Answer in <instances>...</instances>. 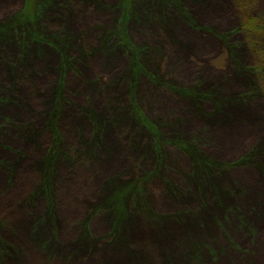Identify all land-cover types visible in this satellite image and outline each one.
Instances as JSON below:
<instances>
[{"label": "rangeland", "instance_id": "obj_1", "mask_svg": "<svg viewBox=\"0 0 264 264\" xmlns=\"http://www.w3.org/2000/svg\"><path fill=\"white\" fill-rule=\"evenodd\" d=\"M38 1L30 15V0H0L10 38L0 43V264H264V0H177L179 12L126 0L139 75L111 33L122 27L120 0ZM21 11L67 39L65 53L23 43ZM65 54L74 61L62 79ZM61 84L56 134L45 120ZM145 127L226 169L195 186L192 157L156 150ZM58 145L50 185L38 191ZM120 189L114 228L100 205ZM170 214L180 221H156Z\"/></svg>", "mask_w": 264, "mask_h": 264}, {"label": "trees", "instance_id": "obj_2", "mask_svg": "<svg viewBox=\"0 0 264 264\" xmlns=\"http://www.w3.org/2000/svg\"><path fill=\"white\" fill-rule=\"evenodd\" d=\"M56 1L57 0H55V2ZM154 1L159 5L160 4L161 5H163V4L167 5L168 7L172 8L174 10V12H179L177 10V8H179L178 2L180 3V1H177V0H154ZM37 2H38L37 5H35V7L32 8V3L30 0L29 7H28V8H30V15L31 14L33 15L36 12H39L44 7V5L39 3L38 0H37ZM128 6H129V4L127 3L126 0H120L119 5H118V9L120 10V12L123 16L121 19L122 27H121L120 31H118L117 29H114V30H112L111 33L114 36V38L120 43L121 48H123L122 49L123 52L126 55L128 54V56L130 57V64H131V66L133 65L132 72H135V74L139 75L141 73L144 74V70L141 68V65H139L138 62H136V52L134 49H132L127 44L126 39H125V32L123 30V21L122 20L125 19V16L128 13V11H127ZM38 9H39V11H38ZM27 14H28L27 11L26 12L21 11L14 17L15 18L14 21L16 22L15 23L16 26H14V27L19 31L21 41L24 43V40H25V41H27L26 43H28L29 45L30 44L36 45L37 43L44 45V44H48L47 42H49V44L50 43H52V44L56 43V44H58L60 50L64 51V53H65V51L67 50L66 45L68 43V40L64 39V38H60L59 42H56L54 37L53 38L48 37L44 32L40 31L38 28H35V26H33V23L30 20L31 16H28ZM26 17H29V20H26L25 19ZM24 19L26 20L25 22L23 21ZM247 25H249V22H247V23L243 22L242 27L243 26L246 27ZM238 30L239 29H236L235 32L236 31L238 32ZM8 39H10L9 36L6 35L5 33H3L0 29V43H6L7 41H9ZM59 48L56 49V51L60 52ZM24 59H26L25 55L16 59V64L18 65L20 63V61H22V63H24L25 62V61H23ZM61 59H62L61 70H62V79H63L65 71L67 72L70 69V67L73 63L72 61H74V60L72 58H70L69 56H67V54L63 55ZM235 68L239 72H243V73L246 72V70L242 66H240V64L235 63ZM151 83L154 85H160V83L157 82L156 80H151ZM61 86H62V84L59 85V87L55 91L54 97L56 98V106H55L54 110L52 112H50L49 116L46 117V120H45L46 121L45 122V128H47L48 130L52 128V132L54 131L55 133H56V131L54 129V121L59 117V110H60L59 106L61 104V92H62ZM9 92H11V90ZM193 96L197 99L204 100V101H207L209 99V98H207L206 94H204V95L195 94ZM208 101H210V100H208ZM101 126L103 127V126H105V124H102ZM147 131L149 132L148 129H147ZM149 134L153 138L154 148L156 150L159 151L160 149L163 148V146L165 147L166 145H170L171 147H174L176 149L181 150L185 154L188 153L192 157L189 159H190L192 165L194 164V168H195L196 179H195V176H193V178L195 180L193 179V181H192L195 186L202 185V184H200L199 180L201 179V175H204L203 172H205V173L208 172V174H210L212 171H218V169L219 170L220 169H226V166H219L214 161H212L206 157L199 156L198 150L194 147V145L192 143H188V144L183 143V141H181L180 139H175V140L172 139L169 141L163 140V138H161L162 136L160 137L159 134H154L152 132L151 133L149 132ZM59 144H60V142H59ZM58 148H59V145L57 146L56 149H49L48 150V153L46 155L47 177L44 181V184H42L41 188L38 191L43 192V189L46 191L48 183L50 185L49 170L51 172V167L53 166L55 159H57L58 155L61 154V151H58L59 150ZM91 150L92 151H90V153L86 156H90L94 160V159H96V157L92 154V152L94 150L93 146H91ZM76 154L78 156L81 155L80 152H76ZM251 157H253L252 152L248 156L245 155L240 161H238V163H235L234 166H236V167L246 166V164L251 160ZM200 165H204L205 169H202L200 167ZM45 168H46V166H45ZM154 176H155V173L147 174L144 176L142 182H145ZM138 181L134 182L133 185H131L132 186L131 188H134V187L137 188L138 186H140L141 183H138ZM209 188L213 189V187H209ZM120 191L125 192L126 190H121V189L118 190V192L115 195H113L114 198L109 199V204L100 205L101 206L100 208H104L106 210V213H109L110 215L114 216V221H113V227L114 228L118 227L119 222L121 221V219L124 216L122 214L123 210L121 207L122 195L118 194ZM100 208H98V210ZM98 210H97V212H98ZM180 218H181V216H177L174 214L161 215L159 217L157 216L156 221L163 222V221L168 219V220H171V222H179ZM116 232H115V234H116ZM109 240L111 241V238ZM112 241H113V239H112ZM115 241H117V239H115Z\"/></svg>", "mask_w": 264, "mask_h": 264}]
</instances>
